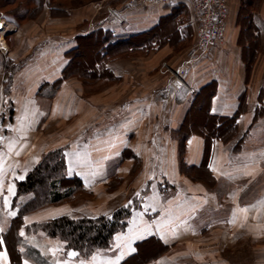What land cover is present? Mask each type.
I'll return each instance as SVG.
<instances>
[{
  "label": "crops",
  "instance_id": "obj_1",
  "mask_svg": "<svg viewBox=\"0 0 264 264\" xmlns=\"http://www.w3.org/2000/svg\"><path fill=\"white\" fill-rule=\"evenodd\" d=\"M229 1L233 3L234 12H238L240 0ZM256 12L259 20L253 26L252 33L255 34L250 37L249 43H239L241 25L236 27L234 22V30L225 44L211 48L201 56L189 78L195 94L190 95L183 89L168 96L158 93L170 82L162 70L161 74L155 72L160 60L172 51L170 43H167L158 53H152L144 65L145 74L156 73L159 82L155 83L153 75L152 79L147 77L146 84L139 82L140 88L131 87L134 67L117 61L109 68L122 79L121 83L113 91L89 98L82 96L83 88L77 80L64 77L69 54L78 47V38L98 29H109L114 36L151 31L166 23V18L172 14L171 6H152L133 12L128 15L125 26L117 25L106 14L95 18L92 6L72 12L66 20L48 18L41 25L32 24L23 29H18L15 23L11 24V18L4 17L0 31L5 38L6 35H13L16 39L14 51L8 55V60L12 64L20 61L22 65L13 74L8 97L6 70L0 71V112L12 110L7 126L12 137L7 147L0 150V212L7 213L11 209L17 183L26 178L42 154L49 150L65 149L68 179L75 176L88 189L106 175L121 174L123 168L129 173L134 157H146V163L147 157H153L152 164L143 172L150 174L144 179L151 182L150 188L154 190L151 196L158 199L155 203L160 205L162 199V211L157 210L160 213L157 218L150 215L153 211L148 212L150 207H155V203L150 205V202L147 204L146 200H140L138 210H147L148 213L141 216L148 220L137 219L138 215L133 213L125 233L115 237L109 255H94L80 261L63 256L60 254L62 247L53 244L49 246V255L54 264H131L127 259L132 261L136 253L135 245L147 239L167 246L169 241L166 238L194 236L206 231L213 236L234 237L236 240L248 234L254 238L256 232L264 229V225L258 226L256 223L264 221V193L253 201L240 202V198L246 188L257 184L260 188L264 187L260 183L264 178V145L259 146L261 142H257L258 146L250 144L264 141V118L259 117V110L264 108V55L252 45L257 42L254 39L260 36L264 27V0L260 1ZM82 23L83 27L76 34L77 26ZM247 52H250L249 56L243 58L242 53ZM216 64L219 68H216ZM206 91L214 92L208 101L211 113L222 117L238 116L236 136L227 142L215 139L208 146L201 132L188 134L181 164L198 173L200 169H205L209 173V182L215 183L216 189L209 193L210 202L198 198L196 194L190 196L193 211L180 214L182 222L175 227L177 220L170 221V213L177 207L172 209L170 206L179 205L181 193L178 190V197L177 194L174 199L163 200L162 192L167 191L160 186V179L172 183L175 178L184 186L192 182L184 176L185 170L181 171L179 167L177 145L174 151L170 150V134L183 126L184 118H188V112L192 109L194 96ZM168 103V109H165L164 104ZM52 132L54 134L50 135ZM247 132L249 135L240 147L239 142ZM156 141L161 142L162 151H156ZM165 144H169L168 149ZM128 148L130 158H125L122 163L123 156L128 157ZM161 154L165 157L164 161L158 159ZM125 163L127 168L124 167ZM174 170L177 175L173 177L171 171ZM134 195L133 192L132 197ZM190 195H193L192 192ZM225 198L230 204L223 203ZM14 213L11 219L17 216ZM64 213L68 214V211ZM64 213L46 217L33 213L26 215L24 222L29 225ZM157 220H163L158 223L161 225L159 228H155ZM20 249V246H15V250H12L4 244L0 250V264H33L19 257L18 261L12 259V254ZM199 254H203L201 250ZM161 261L162 264L174 262L170 256H164Z\"/></svg>",
  "mask_w": 264,
  "mask_h": 264
},
{
  "label": "rangeland",
  "instance_id": "obj_2",
  "mask_svg": "<svg viewBox=\"0 0 264 264\" xmlns=\"http://www.w3.org/2000/svg\"><path fill=\"white\" fill-rule=\"evenodd\" d=\"M45 7L35 16L27 20L19 21L18 16L12 12H0V28L3 25V19L4 17L11 18L10 21L11 24L15 23L18 29H23L24 27L32 24H38L41 25L42 21L45 19H53V20H66L70 17L71 13L80 10L87 6H92L94 8V16L95 18L99 17L100 14H106L109 16V18L115 22L119 26H125L128 15L132 14L136 11L145 10L144 9H130L129 3L130 0H55V2H51L49 0H46ZM238 3V2H237ZM242 0H240L238 12H234L233 10V3L230 4V16L228 19V30L225 37V40L222 42V44H225V41L227 40V37L230 35V33L234 30L233 25L235 22L236 27L241 25L240 29V35H239V43L242 42L241 45H245L246 42H250V37L254 36V34L251 32L250 29H248L244 25V18H247L248 16L255 17V21H258V13L253 12L250 10L248 13H244L243 17L241 13L242 11ZM236 6V5H235ZM111 10V11H110ZM190 11V10H189ZM249 20V19H248ZM253 21V20H252ZM181 24L182 28H186L188 26V32L186 36V40L179 41L178 39L172 40V42L169 44V47L171 48V53L165 57L164 59L160 60L159 64L156 67L157 74L161 70L164 72L165 75L168 76V78L172 77L171 72L166 70L163 67L164 63H167L172 70H174L179 64L183 62V60L186 57V53L189 50V48L192 46L194 42L195 37V24L193 21V14L190 11L189 14L186 17H176L171 21V25L168 29L177 26V24ZM248 24V22H247ZM83 23L78 25L76 28V34H78V31L83 27ZM264 26V25H263ZM181 28V27H180ZM108 30L109 29H105ZM33 30L32 32H34ZM140 33V32H139ZM142 33V32H141ZM186 32H184L185 34ZM131 34H137V33H130L124 36H117V37H126ZM40 35V34H39ZM261 36V37H260ZM260 36L257 37L256 43H252L253 46H255L256 49L259 48L262 55H264V27L261 30ZM261 39H260V38ZM13 35H6V38L2 34V31H0V54L4 58L7 64L9 66L12 65V62L8 60V55L13 53V49L15 48V42L16 39ZM241 38H245L241 39ZM259 38V39H258ZM78 47L70 52L69 54V65L68 69L65 72V78L66 79H75L77 80L83 88L82 96L84 95L85 98L93 97L95 95H99L105 91H113V89L118 86L122 79L116 77L113 73L108 74L107 76H94V75H88L87 71L91 68L93 69V66H86V64L90 61H95L98 57L95 51H97V48L91 49L90 44L88 46L87 41L81 40L78 38ZM253 42V41H252ZM99 48V46H98ZM162 49V48H160ZM160 49H154L150 50L148 52L144 51H130L128 49H118L115 52V58L109 61V65L112 63H115L117 61L127 63L129 65H132L134 68V75H133V84L131 87L134 88H140L141 85H139V82L143 81L146 84L147 77L149 79H152V76L157 75L156 73L152 75L145 74V67L147 58L152 53H158ZM250 52L242 53V57L249 56ZM253 56V54H252ZM95 59V60H94ZM253 60V57L252 59ZM82 62L83 65H85L84 68L78 67L77 63ZM75 62V63H74ZM76 64V65H75ZM224 64V63H222ZM16 65V69L13 71V74L15 75L17 71L21 68L22 63L14 64ZM216 68L219 66L218 64L215 65ZM219 68V67H218ZM155 83L159 82V80H156L155 77ZM189 81V80H188ZM166 87V86H165ZM162 89V88H161ZM159 92V91H158ZM203 97V95H202ZM202 97L199 98L197 101V105L195 108L188 112V118H184L183 124L185 125L187 122V131L188 133L195 132V133H202L204 131V125L207 124V117L205 116V112L203 110H200L198 107L203 103ZM169 101V100H168ZM165 102H167L165 100ZM165 109H168L169 103L164 104ZM198 108V109H196ZM259 117L264 118V108L259 110ZM0 114L3 115V128L1 130V133L6 135V141L4 144V148L1 149L4 150L9 140L12 137V133L8 130L7 126L10 122L12 113L10 114L9 111L0 112ZM258 116V112L256 114ZM192 124V125H191ZM262 126V125H261ZM179 131V127L177 128ZM178 131H171L170 134V150H173L175 148V144L177 145V151H178V163L181 171L185 170L184 176H186L192 183L185 185L180 184L176 181L175 178H173L172 183L168 182L166 179H160V186H162L165 191L162 192L163 200L168 201V199H174L175 196L178 194V190L181 193L180 196V203L179 205H171L170 207L177 209L170 213V221L177 220L176 223H174V226L180 222H182L180 214H185L186 211L189 213H192L194 206H192L191 197L197 195L198 198H202L203 200L206 199V201L210 202L211 199H209V196H211L209 193L211 191H215L216 184L210 183L209 181V173L205 169H200L202 172L198 171L194 172L191 170H188L187 168L183 167L182 161L184 158L185 151L182 149V142L180 141L181 134H179ZM55 132V131H54ZM54 132H52L50 135H53ZM49 136V135H47ZM229 137V136H228ZM186 138V137H185ZM184 138V139H185ZM183 139V140H184ZM257 142H261L259 146L264 145V141H256L255 143H250L252 146H258ZM83 144V143H82ZM131 145V143H129ZM157 149L156 151H162V144L159 141H156ZM165 148H169V144H165ZM186 148V147H185ZM58 149L49 150L47 152H44L42 156L40 157V161L38 164L32 169V171L42 162L44 157L53 151H56ZM65 151V149H63ZM126 151H129L128 157L123 156V162L130 158V149H126ZM174 151V150H173ZM125 152V151H124ZM126 155L125 153H123ZM7 156V154H6ZM126 158V159H125ZM165 157L161 154L160 158H158L160 161H164ZM167 158V156H166ZM133 164L131 170L128 172H125L126 169L123 168V171L121 174L113 173L111 175H106L102 178V181H97V183L94 185L93 188H84L83 185L79 187H75V191L72 196H70L67 199H64L57 203H43L40 204L41 206L37 209H34L33 211L28 212L26 215H31L33 213H41L43 216H49L54 215L57 213H64L65 211H68V214H62L58 217L51 218L48 217L44 219L43 221L32 223V224H25L24 222V216L22 221V226L17 229V231L14 233L15 235L20 236L21 232H23L22 238H23V245H33L37 247H41L44 250L42 253L44 255H47L50 257L49 253V246L51 245H58L62 247V251L60 254L68 255L76 260L80 261H86L90 259L94 255H109L114 247L115 244V237L120 234H124L127 227L130 225L131 218L133 213L136 212L137 219L148 220L146 218H142L146 213H150V215L154 218H157V215L160 214L157 212V210L162 211V199L160 200V205H157L156 201L157 198L152 197L151 193L154 191L153 188L151 189V182H146L144 178L146 176H150L149 173H145L143 171H146L150 164H152L153 157H147L148 162L146 163V157L145 158H133ZM145 159V160H144ZM171 159V158H170ZM127 166V164H124V167ZM168 167V164L166 165ZM143 167L145 169H143ZM127 168V167H125ZM31 171V172H32ZM67 171V170H66ZM172 176L174 177L177 175L176 171H171ZM207 173V174H206ZM29 174V173H28ZM66 175L68 176V173L66 172ZM70 180V184L73 185L72 181ZM51 183V180L48 179L45 186L41 189H38L35 193H26L21 194L19 197H17L18 192L16 188V193L14 198L12 199V205L11 209L7 211V213L0 212V229H2L3 233H8V231L11 229V224L13 219H15L20 213L24 206L32 205L37 203L38 201L41 202L44 197H49V194L51 193V189L49 184ZM159 183V182H158ZM172 185H170V184ZM261 185L264 184V178L260 181ZM180 184V185H179ZM255 184H252L251 186H254ZM202 186L205 188H202ZM17 187V185H16ZM64 187H62L63 189ZM151 191V192H150ZM226 191V190H225ZM135 193L134 197H132V193ZM192 192L193 195H190ZM164 193V195H163ZM264 193V187L260 188V185H256L251 188H246L242 194H241V200L242 201H253L259 198L260 195H263ZM226 195V194H225ZM161 196V198H162ZM179 194L177 195V197ZM132 197V198H130ZM206 197V198H205ZM139 199V200H138ZM146 200L147 204L150 205L154 204L155 207H150V211H139L138 206L140 205V200ZM143 200V201H144ZM222 200V198L220 199ZM128 201V202H127ZM173 201V200H172ZM223 201V200H222ZM223 202L225 205L227 202L230 204L227 198H225ZM127 204H123L126 203ZM191 203V204H190ZM123 204V205H122ZM128 207L131 209V213L127 218V224L125 229L121 230L120 233H117L111 244L110 247H108L105 250H98L91 255L80 254L76 249L74 248H67L66 243L62 240V238L59 237H50L47 236L46 233L41 229L36 230L33 229H26L28 226H32L33 224H45L51 220H54L56 218L62 217V216H71L75 219L80 218H99L102 216H109L113 214L115 211H117L120 208ZM148 207V205H145ZM156 206L157 207L156 209ZM22 207V208H21ZM141 207V206H140ZM139 207V208H140ZM210 205H208L207 208H209ZM227 208V207H226ZM154 211H156L155 214ZM12 212H16L17 216L13 219ZM171 212V211H170ZM165 214V213H164ZM10 215V216H9ZM143 215V216H141ZM10 217V218H9ZM169 218V217H168ZM144 219V220H143ZM163 220H157V223H155V228H159L161 225L158 223H161ZM258 226L264 225V221H257ZM259 230V229H258ZM256 236L253 238L250 234L247 236H241L237 240L234 237H223V236H213L208 231L194 235V236H176L168 239L169 243L167 246H165L163 243L156 242L154 240L147 239L146 241L142 243H138L135 245L136 253H134V256L132 257V260H137L138 257H144L145 259L140 262L139 264H162L161 259L164 256H170L174 262L172 264H264V229L261 230L260 233L256 232ZM5 244V243H4ZM160 244V245H159ZM192 248L194 251L190 252L189 249ZM198 250V252H197ZM203 253L202 255L199 254V252ZM72 253H76L75 256L72 255ZM50 254V255H49ZM14 261H18V257L12 256ZM130 259V258H128ZM131 262V260H128ZM218 261V262H216ZM129 264V263H128Z\"/></svg>",
  "mask_w": 264,
  "mask_h": 264
},
{
  "label": "trees",
  "instance_id": "obj_3",
  "mask_svg": "<svg viewBox=\"0 0 264 264\" xmlns=\"http://www.w3.org/2000/svg\"><path fill=\"white\" fill-rule=\"evenodd\" d=\"M46 0H0V12H12L18 16L19 21L27 20L35 17L46 5ZM55 2V0H49ZM261 0H242V17L244 13H248L250 10L256 12ZM172 14L166 18V23L148 32H142L137 34H131L126 37L114 36L112 32L105 29H98L86 36L81 37V40H85L90 44L91 49L97 48L95 53L98 57L95 61H90L86 66H93V69L87 71L88 75L107 76L112 75L109 68V61L115 58V52L118 49H128L130 51H144L148 52L154 49H160L163 45L171 43L172 40L178 39L179 41H185L187 38L188 26L182 28L180 22L175 26L168 29L176 17H186L189 14V9L183 4L172 5ZM250 9V10H249ZM252 16V14H251ZM248 16L244 18V25H248V29L253 31V26L257 22L255 17ZM249 19V20H248ZM253 20V21H252ZM248 22V24H247ZM181 27V28H180ZM184 32H186L184 34ZM99 46V48H98ZM75 63V62H74ZM76 65V64H75ZM16 65L6 63L4 58L0 54V71L6 70V97L12 88L13 71L16 69ZM77 68H84L85 65L80 61L77 63ZM212 85V84H211ZM210 85V86H211ZM203 95V97H202ZM197 96V97H196ZM194 96V103L192 109L197 105V101L202 97L203 103L198 107L200 110L205 112L207 117V124L204 125V131L202 135L207 140L208 146L215 141L220 139L225 142L230 141L236 136L237 130V119L238 116L222 117L217 114L211 113V108H208V101L214 96V92L206 91L201 92ZM196 98V99H195ZM196 108V109H198ZM191 109V110H192ZM9 113L12 110L7 109ZM192 125V124H191ZM181 134L180 141L182 144V151L185 150L186 138L188 136L187 122L179 129ZM249 132L245 133L239 142L240 147L247 139ZM229 136V137H228ZM186 137V138H185ZM185 138V139H184ZM184 139V140H183ZM202 172V170H199ZM203 173V172H202ZM50 179L49 184L51 193L49 197L42 196L41 202H37L32 205L24 206L21 213L12 221L11 229L8 233L0 231V250L3 248L4 243L15 250V246L18 248V253L12 254L19 257V259H26L31 261L33 264H54L51 258L44 255L37 246L23 245L22 236L15 235L14 233L22 226L23 217L30 211L39 208L40 204L57 203L64 199L69 198L73 195L75 187L81 186V180L74 178L73 185L70 184V180L66 175V155L63 149H58L51 153H48L42 162L30 172L26 178L17 183V192L19 197L21 194L35 193L38 189L45 186L47 180ZM62 187H64L62 189ZM131 213L129 206L123 207L115 211L109 216H102L99 218H80L75 219L71 216H62L51 220L44 225L33 224L32 226L26 227V229L36 230L41 229L50 237H59L66 243L67 248H74L80 254L91 255L98 250H105L110 247V244L117 233L125 229L127 224V218ZM13 258V257H12ZM145 259L144 257H138L137 260H132L131 264H139Z\"/></svg>",
  "mask_w": 264,
  "mask_h": 264
},
{
  "label": "built area",
  "instance_id": "obj_4",
  "mask_svg": "<svg viewBox=\"0 0 264 264\" xmlns=\"http://www.w3.org/2000/svg\"><path fill=\"white\" fill-rule=\"evenodd\" d=\"M183 4L193 14L195 37L186 57L174 70L164 63L163 67L171 72L169 84L159 90V94L168 96L178 90H186L188 94H195L189 78L198 64L201 56L214 47H219L225 40L230 16L229 0H130V9H144L152 6H172ZM111 11V10H110ZM3 115L0 114V150L4 148L6 135L1 133Z\"/></svg>",
  "mask_w": 264,
  "mask_h": 264
},
{
  "label": "snow or ice",
  "instance_id": "obj_5",
  "mask_svg": "<svg viewBox=\"0 0 264 264\" xmlns=\"http://www.w3.org/2000/svg\"><path fill=\"white\" fill-rule=\"evenodd\" d=\"M12 215H15V213L13 212ZM0 231H2V229H0ZM21 235H23V232H21ZM0 243H3L2 241H0ZM117 247H119V245H117ZM73 256L76 255V253H72Z\"/></svg>",
  "mask_w": 264,
  "mask_h": 264
}]
</instances>
